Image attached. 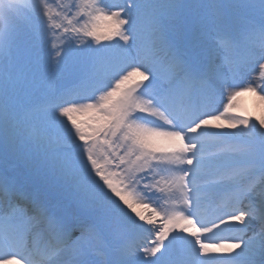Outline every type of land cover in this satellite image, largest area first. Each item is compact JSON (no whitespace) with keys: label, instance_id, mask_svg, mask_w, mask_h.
<instances>
[{"label":"snow or ice","instance_id":"6c2138e0","mask_svg":"<svg viewBox=\"0 0 264 264\" xmlns=\"http://www.w3.org/2000/svg\"><path fill=\"white\" fill-rule=\"evenodd\" d=\"M250 64L258 83H235ZM41 70L78 79L34 102ZM5 151L33 191L0 174V264H95L99 246L102 264H256L264 0H0ZM37 233L55 259H34Z\"/></svg>","mask_w":264,"mask_h":264},{"label":"rangeland","instance_id":"374dc122","mask_svg":"<svg viewBox=\"0 0 264 264\" xmlns=\"http://www.w3.org/2000/svg\"><path fill=\"white\" fill-rule=\"evenodd\" d=\"M246 14L250 15L255 21L260 20L258 9L255 12H250ZM257 73H258V65L253 64L248 74L249 82L253 84L258 83L256 79ZM58 74L60 73H56L54 71H45V70H41L40 72H38L37 88L30 96V99L32 101H35L40 97L57 93L59 90H61L63 85H66L65 83H68L71 80V78L68 80H63L65 76L62 77L61 75L60 77H58ZM73 74L77 75V73H73ZM73 74L70 77H73ZM227 84L229 85V81H227ZM241 104L244 106L246 105L243 104V102ZM218 107L219 110H221L222 107L220 105ZM28 171H29L28 162L25 159L19 158L17 155L8 151L0 153V174H2L8 180L13 181L14 184H17L20 187H24L25 189H33L31 182L27 178ZM64 197H65L64 193L55 192L49 195L48 201L54 204L58 203L59 205H61L64 201L63 200ZM257 254H261V253L257 251Z\"/></svg>","mask_w":264,"mask_h":264},{"label":"bare ground","instance_id":"6f19581e","mask_svg":"<svg viewBox=\"0 0 264 264\" xmlns=\"http://www.w3.org/2000/svg\"><path fill=\"white\" fill-rule=\"evenodd\" d=\"M239 99V101H242L243 102V104H246L245 106L247 107V105H249V107H247V109H248V111H250V112H253L254 114H255V109L253 108V97H251V95L250 94H247V95H243V96H241V97H239L238 98ZM242 102H240V103H242ZM63 199H65V198H63ZM66 201L64 200L63 201V203L61 204V205H59V206H63V204L65 203ZM38 234V233H37ZM37 234H34L32 237H30V243H32L34 240H33V237L35 236V235H37ZM61 259L62 258H67V254H64V255H62L61 257H60ZM96 259H98L96 256H94V255H91V256H89V258H88V260H90V261H95Z\"/></svg>","mask_w":264,"mask_h":264}]
</instances>
